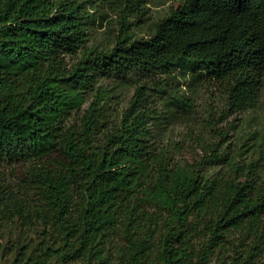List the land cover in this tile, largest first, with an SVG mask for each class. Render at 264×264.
I'll use <instances>...</instances> for the list:
<instances>
[{
    "label": "trees",
    "instance_id": "trees-1",
    "mask_svg": "<svg viewBox=\"0 0 264 264\" xmlns=\"http://www.w3.org/2000/svg\"><path fill=\"white\" fill-rule=\"evenodd\" d=\"M83 11L0 0V224L40 236L0 264H264V175L236 163L228 131L179 160L153 134L148 93L197 66L229 113L257 108L264 0H182L148 38L123 30L106 49L88 45ZM122 80L138 86L114 117L108 85ZM220 165L236 176L210 177ZM237 230L252 239L229 255Z\"/></svg>",
    "mask_w": 264,
    "mask_h": 264
},
{
    "label": "rangeland",
    "instance_id": "rangeland-1",
    "mask_svg": "<svg viewBox=\"0 0 264 264\" xmlns=\"http://www.w3.org/2000/svg\"><path fill=\"white\" fill-rule=\"evenodd\" d=\"M83 3L85 31L88 45L99 49L110 48L122 31H129L131 39L148 38L155 25L182 0H74ZM152 86L150 106L155 109L156 120L152 130L160 144H169L179 160H193L202 154L195 141L218 140L216 130L228 131L224 148L230 149L240 167H257L264 175V90L260 103L254 110L231 114L227 109V96L222 86L208 78L197 66L174 70L164 81L158 76ZM163 78V77H161ZM160 81V82H159ZM109 107L114 117L128 107L135 89V80H122L108 85ZM89 101L93 100L90 96ZM196 141V142H197ZM177 143L183 144L180 151ZM227 174L236 176L233 167H212L208 175ZM238 174H242L238 172ZM252 234L233 231L226 251L233 255L240 245L250 244ZM40 236L35 229L23 230L16 224H0V262L11 263L24 245L36 244ZM241 251V249H240Z\"/></svg>",
    "mask_w": 264,
    "mask_h": 264
}]
</instances>
